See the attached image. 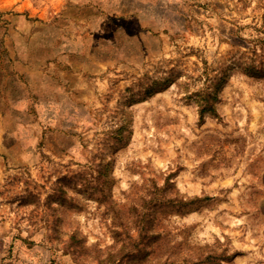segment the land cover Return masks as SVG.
I'll list each match as a JSON object with an SVG mask.
<instances>
[{"label":"rangeland","instance_id":"rangeland-1","mask_svg":"<svg viewBox=\"0 0 264 264\" xmlns=\"http://www.w3.org/2000/svg\"><path fill=\"white\" fill-rule=\"evenodd\" d=\"M0 264H264V0H0Z\"/></svg>","mask_w":264,"mask_h":264},{"label":"trees","instance_id":"trees-1","mask_svg":"<svg viewBox=\"0 0 264 264\" xmlns=\"http://www.w3.org/2000/svg\"><path fill=\"white\" fill-rule=\"evenodd\" d=\"M205 111H209L211 114L216 115L215 110L208 105H205L202 109V113ZM209 198H204L202 201H207ZM177 210L176 212L179 214H187L193 210H200L201 205L199 204V201L197 202V199L194 201H188L187 204H180L179 206H176Z\"/></svg>","mask_w":264,"mask_h":264}]
</instances>
